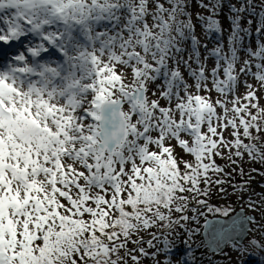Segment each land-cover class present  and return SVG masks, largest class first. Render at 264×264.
Instances as JSON below:
<instances>
[{"label": "snow or ice", "instance_id": "6c2138e0", "mask_svg": "<svg viewBox=\"0 0 264 264\" xmlns=\"http://www.w3.org/2000/svg\"><path fill=\"white\" fill-rule=\"evenodd\" d=\"M246 162L264 0H0V264H172L201 218L212 256L264 250Z\"/></svg>", "mask_w": 264, "mask_h": 264}, {"label": "rangeland", "instance_id": "374dc122", "mask_svg": "<svg viewBox=\"0 0 264 264\" xmlns=\"http://www.w3.org/2000/svg\"><path fill=\"white\" fill-rule=\"evenodd\" d=\"M227 14H228L227 11H224V13L221 16L223 27L225 29H227L228 25L230 24V21L227 19ZM198 31H199V29H198ZM223 38H224L225 43H227V31H225ZM20 50L22 51L23 49H20ZM221 163H223V162L221 161ZM242 167H244L246 171H248L249 168H253V167L262 168V166L259 165V163L252 164L251 162L244 163L242 165ZM256 176H258V174ZM236 179L239 180V179H241V177L237 176ZM256 185H258V184L256 183ZM255 187H257V186H255ZM258 189L261 190L264 188L259 186ZM216 205L221 206V207L231 206V208H233L235 210L240 209L242 207H246L245 205L241 204V202L239 201V199L236 195H232L230 198L222 197L219 200L216 199ZM231 214H233V213H230V215ZM208 217H218V216H213V214H208ZM203 222H204V219L201 218V220L199 222V227L201 229L203 227L202 226ZM198 234H199V232L197 233L196 238L198 237ZM187 239H188V237L185 236L184 240H178V241H176L175 244L178 245V243H179V244L185 245L187 243H185L184 241H186ZM216 255L219 256L215 260L217 262V264H264V261H261V259H259L256 255H254L253 248H251V247H249L246 251L241 252V251H236V250L232 249L231 245H228L225 248V253H224L223 258L221 257L220 254H216ZM161 259L163 260L164 257H161ZM171 259H172V264H183L182 257L180 256V251L178 249L177 250L175 248L172 249Z\"/></svg>", "mask_w": 264, "mask_h": 264}, {"label": "trees", "instance_id": "16d2710c", "mask_svg": "<svg viewBox=\"0 0 264 264\" xmlns=\"http://www.w3.org/2000/svg\"><path fill=\"white\" fill-rule=\"evenodd\" d=\"M225 11H227V8H225ZM254 168H256V167H254ZM257 169L264 170L262 168H257ZM250 170H251V168L248 169V171H250ZM257 174L258 173H252V176H253V185L252 186H253V188L256 189L257 192H259V191H261L258 189L259 186L264 188V176H261L260 174H258V176H256ZM244 178H246V177H244ZM241 179H239V180H241ZM256 183L258 185H256ZM255 186H257V187H255ZM221 198L222 197H214L211 202L213 204H216V199L219 200ZM202 224H204V222ZM200 241H203L202 229L199 232L198 237L196 238V243H194L191 246V248H189L188 244H185V245L179 244V243H178V245L175 244L174 248L176 250L178 249L180 251V256L182 257L183 264H191V261L188 259L189 251H194V254L197 257V264H209L210 259L216 260V258L219 257L218 255L212 256L211 252L209 251V249L207 247L200 246ZM253 251H254V255H256L259 259H261V261H264V250L253 248Z\"/></svg>", "mask_w": 264, "mask_h": 264}, {"label": "water", "instance_id": "95a60500", "mask_svg": "<svg viewBox=\"0 0 264 264\" xmlns=\"http://www.w3.org/2000/svg\"><path fill=\"white\" fill-rule=\"evenodd\" d=\"M240 210H241V208L235 210V212H233V214H231V216H235L236 213H239V212H240ZM218 218L221 219V220H226V219H228V218H223V217H207V219H208L209 221H211L213 224H215V222H216V220H217ZM204 224H205V221H204ZM204 224H203V228H202V238H203L204 243L207 245V243H208V236H207V232H206V230H205V228H204ZM207 248L209 249V251H210L211 253L213 252V249H212V248H209V247H207ZM217 254H219V253H217Z\"/></svg>", "mask_w": 264, "mask_h": 264}, {"label": "clouds", "instance_id": "9594fccd", "mask_svg": "<svg viewBox=\"0 0 264 264\" xmlns=\"http://www.w3.org/2000/svg\"><path fill=\"white\" fill-rule=\"evenodd\" d=\"M4 14L7 15L9 18H11L12 15H14V10H6Z\"/></svg>", "mask_w": 264, "mask_h": 264}, {"label": "bare ground", "instance_id": "6f19581e", "mask_svg": "<svg viewBox=\"0 0 264 264\" xmlns=\"http://www.w3.org/2000/svg\"><path fill=\"white\" fill-rule=\"evenodd\" d=\"M8 54H9V55H13V54H15V53H14V51H9Z\"/></svg>", "mask_w": 264, "mask_h": 264}]
</instances>
